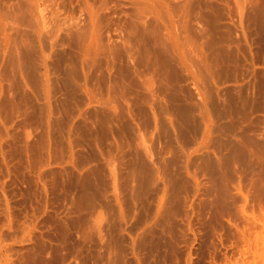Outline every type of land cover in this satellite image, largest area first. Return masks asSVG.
Returning a JSON list of instances; mask_svg holds the SVG:
<instances>
[{"label": "rangeland", "instance_id": "rangeland-1", "mask_svg": "<svg viewBox=\"0 0 264 264\" xmlns=\"http://www.w3.org/2000/svg\"><path fill=\"white\" fill-rule=\"evenodd\" d=\"M0 264H264V0H0Z\"/></svg>", "mask_w": 264, "mask_h": 264}]
</instances>
